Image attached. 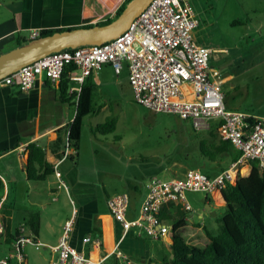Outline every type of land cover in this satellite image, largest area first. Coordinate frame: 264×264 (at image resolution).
<instances>
[{
  "label": "crops",
  "instance_id": "crops-1",
  "mask_svg": "<svg viewBox=\"0 0 264 264\" xmlns=\"http://www.w3.org/2000/svg\"><path fill=\"white\" fill-rule=\"evenodd\" d=\"M112 1L103 4L102 0H0V55L30 41L29 35L33 30L41 32L88 27L103 22L112 17L124 0H118L112 9L106 10ZM257 1V16L255 15L254 20H247L250 21L251 28L253 27L250 32L258 35L262 33L257 40L264 44V0ZM253 59L255 58L247 61L251 66ZM255 61L254 65H257L264 62V58ZM210 69L215 71L213 78L220 80L222 85L232 77L228 75L217 78L219 70L214 67ZM84 82L93 86L91 102L95 112L83 118L79 147L76 155L70 158H62L61 152L68 127L75 116V100H70V103L60 101L57 85H50L42 75L27 92L21 93L15 87L0 88V220H6L8 227L11 220H17L13 232H9L14 235L21 225L31 230L28 224L29 213L39 215V231L36 237L43 246L40 252L37 251L40 255L33 259V264H50L57 257L49 248L57 245L62 225L71 217L74 218V224L69 243L92 260L100 264H127L117 255L120 252L127 257L129 264H160L167 255L170 257L168 245L171 231L159 241L135 236L131 231H123L109 214L106 205L109 197L120 194L117 191L121 188H112L103 179L107 172L102 160L95 155L101 143L107 142L104 137L99 138V132H95L102 124L96 120L97 114L109 110L120 112L122 100L127 101L129 94H132L127 69L124 67L120 74L115 75L110 66L103 65ZM74 86V82L70 81L69 94L73 92L70 90ZM101 88L104 91H99ZM224 104L229 107L225 101ZM240 110L253 117L264 118V110L259 107L242 106ZM107 118L110 117L105 120ZM31 138V142H35L45 151L46 161L52 167L57 163L59 178L53 172L43 181L26 179L25 158L21 146L25 150ZM120 141L117 140L118 146ZM250 169L244 166L242 177L248 176ZM184 173L183 171L179 174V177ZM119 181L121 182V176ZM130 189L138 193L136 186ZM23 192L26 193L27 201L20 210L18 202H21ZM122 193L127 194L125 191ZM145 195L146 189H143L139 204L128 195V220H134L138 216ZM208 198L209 202L205 205H214L216 208L224 206L222 198ZM8 201L12 202L9 203L10 208L17 209L16 214L7 213L5 207ZM201 225L185 219L181 235L188 244L197 246L192 241H202L201 235L205 237L204 245L208 242L206 227ZM206 230L214 235L213 228ZM86 237L98 241V245L84 243ZM157 243L162 246L158 247ZM25 257L29 264L26 254Z\"/></svg>",
  "mask_w": 264,
  "mask_h": 264
},
{
  "label": "built area",
  "instance_id": "built-area-1",
  "mask_svg": "<svg viewBox=\"0 0 264 264\" xmlns=\"http://www.w3.org/2000/svg\"><path fill=\"white\" fill-rule=\"evenodd\" d=\"M199 24L198 13L190 0H152L115 39L50 53L0 79V88L15 87L23 93L41 75L56 86L68 70V79L75 84L70 91L78 94L85 79L103 65L110 66L115 75L126 67L136 104L153 113L171 114L187 121L195 132L209 131L215 126L218 138L229 142L240 153L225 170L213 177L189 169L182 177L150 178L134 220L126 218L129 207L126 193L107 199L108 212L123 231L152 241L163 240L171 231L172 225L159 216L163 207L178 203L185 212L190 211L184 197L186 192L221 198V189L242 177L244 166L250 167L251 162H256L259 168H264V118L226 108L222 82L213 78L215 71L208 67L213 52L194 41L193 32ZM39 34L40 31L33 30L29 39L35 40ZM21 151L24 152L23 146ZM75 155L76 150L66 134L61 156ZM52 168L59 178L57 163ZM73 224V217L64 221L57 245L49 248L57 254L50 264H100L70 245ZM2 230L0 220V237ZM83 242L98 245V241L89 237ZM27 246L39 251L43 245L32 230L21 225L5 247L7 253L0 255V264H27L23 252ZM2 249L0 239V254ZM117 255L129 264L126 256L120 252Z\"/></svg>",
  "mask_w": 264,
  "mask_h": 264
},
{
  "label": "rangeland",
  "instance_id": "rangeland-1",
  "mask_svg": "<svg viewBox=\"0 0 264 264\" xmlns=\"http://www.w3.org/2000/svg\"><path fill=\"white\" fill-rule=\"evenodd\" d=\"M102 1L104 4L110 0ZM257 2V0L191 1L200 20L198 29L194 30V41L213 52L208 67L219 70L217 78L232 76L221 86L223 100L229 106L226 108L244 113L246 112L240 110L242 106L259 107L264 110V62L254 65L255 60L264 58V44L257 40L262 33L258 35L250 32L253 27L251 28L252 25H249L250 21L247 20H254ZM234 21L242 24L233 25ZM252 58H255L251 61L253 66L247 62ZM99 91L104 89L101 88ZM129 95L127 101L122 100L120 112L109 110L99 112L96 116L99 123H104L106 117L113 118L116 122L113 133L103 132L99 137H104L107 142L101 143L95 155L105 166L107 173L103 179L112 188H121L117 193L125 191L132 201L139 204L143 189L145 190L150 178L167 180L179 177V174L189 169L198 170L208 177L220 173L217 161L211 162L203 158L199 152V141L208 138L207 131L195 132L189 122L182 121L174 115L153 113L136 104L133 95L131 93ZM236 107L237 109H233ZM217 138L216 135L214 141ZM117 140H121L119 146ZM207 140L210 141V138ZM219 159L221 166L226 169L228 159L223 155ZM132 186H136L138 193L130 189ZM184 197L190 207V211L185 212L186 220L198 222L208 230L213 228L216 235L219 227L217 220L223 215V208L210 205V210L215 212V216L212 217L205 210L204 194L186 192ZM26 201V193L23 192L21 202H18L20 210ZM9 203L12 202H6L7 213L16 214L17 209L10 208ZM16 223L17 220H11L10 233L13 232ZM201 238L202 241L195 240L192 243L204 247L205 237L201 235ZM156 245L162 246L161 243ZM6 246L2 244L0 255L7 253ZM23 252L28 256L29 264H33V259L40 255V251H34L29 246L25 247Z\"/></svg>",
  "mask_w": 264,
  "mask_h": 264
},
{
  "label": "trees",
  "instance_id": "trees-1",
  "mask_svg": "<svg viewBox=\"0 0 264 264\" xmlns=\"http://www.w3.org/2000/svg\"><path fill=\"white\" fill-rule=\"evenodd\" d=\"M129 0H124L115 10L111 18L96 25H104L114 20L123 10ZM233 22L232 24H238ZM88 27H91L88 26ZM71 29V28H69ZM68 29L42 30L38 38L52 35ZM37 39V38H36ZM35 39V40H36ZM30 40L25 44L32 42ZM24 44V45H25ZM68 70L61 77L56 88L59 92V100L70 103L75 100V116L70 123L67 134L72 147L77 151L79 147L82 120L85 116L93 114L95 109L92 105V84L84 82L80 92L69 94ZM115 119L107 118L104 123L96 128L95 132L106 134L115 130ZM94 132V133H95ZM206 139L199 141L201 156L211 162L217 161L218 167L223 171L219 157L223 155L228 162H234L240 153L226 141L216 137L215 126L207 131ZM31 138L24 150L25 175L29 181H43L53 174L51 164L46 161V154ZM250 173L246 177H238L234 183H227L221 189L224 199L223 215L219 220L218 233L211 235L206 229L208 242L204 247L188 244L181 235L185 226L186 214L178 203L169 204L160 211V218L172 225L171 237L168 245L169 255L160 264H264V168H259L256 162L250 163ZM220 171V172H221ZM2 197V184L0 182V199ZM205 203L209 198L205 196ZM2 222V244H10L14 235L9 233L6 220ZM28 224L36 235L39 231V215L29 213Z\"/></svg>",
  "mask_w": 264,
  "mask_h": 264
},
{
  "label": "water",
  "instance_id": "water-1",
  "mask_svg": "<svg viewBox=\"0 0 264 264\" xmlns=\"http://www.w3.org/2000/svg\"><path fill=\"white\" fill-rule=\"evenodd\" d=\"M152 0H129L121 13L111 22L91 27H77L37 38L25 45L0 55V79L18 71L21 67L54 52L80 46L100 45L122 34ZM224 202V199L221 195ZM205 210L214 217L215 212L205 205Z\"/></svg>",
  "mask_w": 264,
  "mask_h": 264
},
{
  "label": "bare ground",
  "instance_id": "bare-ground-1",
  "mask_svg": "<svg viewBox=\"0 0 264 264\" xmlns=\"http://www.w3.org/2000/svg\"><path fill=\"white\" fill-rule=\"evenodd\" d=\"M118 2V0H113L111 3H110V7H108L106 10H110L114 7V5Z\"/></svg>",
  "mask_w": 264,
  "mask_h": 264
}]
</instances>
